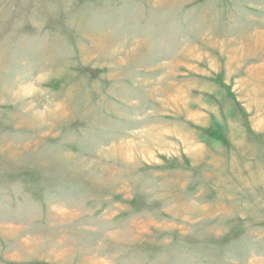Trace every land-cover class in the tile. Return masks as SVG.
<instances>
[{"label":"rangeland","instance_id":"obj_1","mask_svg":"<svg viewBox=\"0 0 264 264\" xmlns=\"http://www.w3.org/2000/svg\"><path fill=\"white\" fill-rule=\"evenodd\" d=\"M0 264H264V0H0Z\"/></svg>","mask_w":264,"mask_h":264}]
</instances>
